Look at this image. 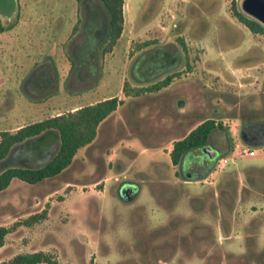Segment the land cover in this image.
<instances>
[{
	"label": "rangeland",
	"instance_id": "rangeland-1",
	"mask_svg": "<svg viewBox=\"0 0 264 264\" xmlns=\"http://www.w3.org/2000/svg\"><path fill=\"white\" fill-rule=\"evenodd\" d=\"M231 4L232 0H124L123 29L111 51L93 52L89 63L79 67L82 59L73 56L71 44L80 40V29L71 30L75 23L82 26L84 15L91 20L100 10L99 1L19 0L18 13L0 32V130H15L104 97L122 101L61 173L35 183L15 177L0 190V225L9 228L0 246V263L18 253L41 250L58 264H154L153 255L139 252L135 244L143 233L153 235L154 245L168 236L160 232L168 219L165 204L158 206L154 198L162 191L152 193L144 185L137 200L125 203L110 186L115 177L135 176L136 170L157 177L156 168L167 160L173 140L203 117H196V111H209L210 106L219 107L210 115L219 118L233 139V149L216 161L217 170L254 168L259 173H240L235 179L247 183L242 192L247 212L251 203L255 206L247 214L239 211L238 218H252L256 260L264 239V183L258 184L257 176L264 179V134L249 145L239 129L245 116L253 121L264 118V34L253 33L239 21ZM236 4L241 10L240 0ZM78 16L82 21L77 22ZM175 52L179 61L172 70L140 79ZM172 72L177 74L170 83L158 89L138 95L123 90L150 85ZM58 142L57 136L46 138L39 146L36 139L39 148L23 151L29 155L26 162H47ZM236 143L254 153L238 152ZM21 151L1 160L0 171L21 162ZM116 159L125 164L121 173L107 166ZM43 210L44 217L25 222Z\"/></svg>",
	"mask_w": 264,
	"mask_h": 264
},
{
	"label": "flooded vegetation",
	"instance_id": "flooded-vegetation-1",
	"mask_svg": "<svg viewBox=\"0 0 264 264\" xmlns=\"http://www.w3.org/2000/svg\"><path fill=\"white\" fill-rule=\"evenodd\" d=\"M19 8V0H16L14 11L10 15L0 14V21L8 26L6 21L16 15ZM88 15H84L83 18L81 36H78L80 40L71 44L73 56L82 59L78 64L79 67L82 62L89 63V57L93 53L92 42L102 37L98 35L102 34V29L94 26ZM140 58L135 60V68ZM178 61L176 52L168 55L163 66L159 68L154 66L149 70V74L141 76L140 79L147 80L160 72L172 70ZM35 71L31 73L25 85L30 82ZM218 109V106H210L209 111L193 112L196 117L203 116L195 126L207 118L214 119L215 117L210 114H215ZM248 118L247 116L243 118L239 129L243 142L245 141L244 123L253 121ZM218 120L219 118L214 119L208 140L202 146L181 152L176 161L172 157V148H170L167 151V160L161 161L162 164L156 166L157 177L136 170L135 176L115 177L110 186L114 195L125 203L137 200L144 185L153 190L152 193L162 191L161 196H153L159 202L158 206L165 204L168 219L163 225L164 230L160 232L165 231L168 236L154 245L151 243L153 235L143 233L145 237L135 244L139 252H149L150 256L153 255L154 264H252L253 262L264 264V239L260 240L259 249L255 252L256 261L253 259L252 243L256 239H253L252 218L248 221L238 218L239 211L245 210L243 212L247 214L250 210L254 211L255 206L251 203V209L247 212L245 207L247 197L242 196L244 189H248L247 183L235 180L240 173H257V170L254 168H238L223 172L217 170L216 161L233 149L232 134L224 127H220ZM263 120L264 118L255 119L253 122L258 123ZM204 146H210L211 149L205 150ZM152 161L149 160V163L151 164ZM107 166L116 169L119 173L125 168V164L117 159L113 162L110 160ZM257 176L258 184H263V177ZM158 188L160 190L156 191ZM90 203L92 204V200ZM94 203H97L96 199ZM142 205L140 206L143 207ZM96 206L98 211L99 204ZM183 207L186 212L182 211ZM155 231L153 230V233Z\"/></svg>",
	"mask_w": 264,
	"mask_h": 264
},
{
	"label": "trees",
	"instance_id": "trees-1",
	"mask_svg": "<svg viewBox=\"0 0 264 264\" xmlns=\"http://www.w3.org/2000/svg\"><path fill=\"white\" fill-rule=\"evenodd\" d=\"M80 3L85 0H76ZM99 11L92 15L90 22L102 29L101 38L92 42L93 52L105 54L111 51L119 38L123 29V4L124 0H98ZM232 13L246 25L253 33L264 34V25L254 18L244 14L237 7L236 0H232ZM82 21L80 16L77 22ZM6 25L0 21V32L6 29ZM81 28V26H80ZM75 23L71 32L75 33L80 29ZM149 41L145 40L146 44ZM176 72L169 73L162 79L145 86L123 87L127 94L138 95L146 91L158 89L170 83ZM125 85V83H124ZM122 98L117 96L105 97L95 102L80 105L74 110L62 112L56 115L47 116L40 120L30 122L18 127L15 130H0V161L8 160L15 155L17 149L22 150L19 155L23 157L21 162H16L6 166L0 171V190L6 188L13 178L35 183L44 178L56 176L65 169L72 161L77 150L90 143L97 134L99 123L112 113L121 103ZM220 127L229 129L219 122ZM214 126V119L207 118L194 126L186 135L177 139L173 143L172 157L176 161L181 152L200 147L207 142L211 130ZM264 134V120L261 122L246 121L243 126V136L249 145L260 139ZM58 137V147L52 157L45 163L30 165L26 162L28 154L23 151H30L39 148L46 138ZM36 139L39 146L34 143ZM46 215V211L31 214L25 219L26 223H33ZM9 228L0 225V246L3 244L4 236ZM0 264H58V261L48 252L33 251L18 253L9 261Z\"/></svg>",
	"mask_w": 264,
	"mask_h": 264
},
{
	"label": "water",
	"instance_id": "water-1",
	"mask_svg": "<svg viewBox=\"0 0 264 264\" xmlns=\"http://www.w3.org/2000/svg\"><path fill=\"white\" fill-rule=\"evenodd\" d=\"M16 0H0V14L10 15L15 8ZM240 7L243 13L254 18L264 25V0H240ZM184 104L181 102L180 105ZM205 150L211 149L204 146Z\"/></svg>",
	"mask_w": 264,
	"mask_h": 264
},
{
	"label": "built area",
	"instance_id": "built-area-1",
	"mask_svg": "<svg viewBox=\"0 0 264 264\" xmlns=\"http://www.w3.org/2000/svg\"><path fill=\"white\" fill-rule=\"evenodd\" d=\"M235 147L237 148L238 152L242 153V154H253L254 153V149L250 148L249 146H245V145H239L238 143L235 144Z\"/></svg>",
	"mask_w": 264,
	"mask_h": 264
},
{
	"label": "crops",
	"instance_id": "crops-1",
	"mask_svg": "<svg viewBox=\"0 0 264 264\" xmlns=\"http://www.w3.org/2000/svg\"><path fill=\"white\" fill-rule=\"evenodd\" d=\"M105 98V97H104Z\"/></svg>",
	"mask_w": 264,
	"mask_h": 264
}]
</instances>
